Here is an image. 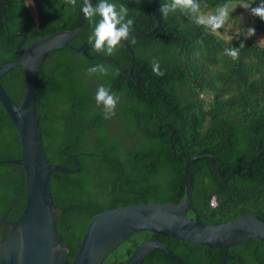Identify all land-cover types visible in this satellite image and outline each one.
<instances>
[{
  "label": "trees",
  "instance_id": "1",
  "mask_svg": "<svg viewBox=\"0 0 264 264\" xmlns=\"http://www.w3.org/2000/svg\"><path fill=\"white\" fill-rule=\"evenodd\" d=\"M241 0H199L201 10L217 9L226 2ZM37 5L33 18L25 0H0V65L15 58L17 45L49 33L76 26L82 0L75 7L63 0H31ZM97 0L92 3L95 5ZM128 7L134 20L132 32L146 33L155 22L150 0H112ZM164 0H157L160 8ZM260 0L251 5L256 7ZM98 19V18H97ZM256 33L264 32V21L253 16ZM93 30L86 19L69 44L87 45L80 50L61 47L47 52L35 76L34 111L40 141L49 163L74 168L68 156L78 151L79 168L74 173L50 171L49 191L60 206L55 220L61 244L68 246L65 257L73 256L88 219L95 213L139 202H178L184 198L182 164L186 157L209 153L187 165L191 182L185 214L197 215L203 224L250 214L264 221V44L243 31L230 37L197 26L183 13L163 17L158 31L145 38L122 42L113 56L90 52L88 36ZM220 30V29H219ZM218 30V31H219ZM134 40V42H133ZM241 42L244 47L240 48ZM239 48V59L225 54L226 48ZM156 59L164 76L153 73ZM97 64L109 68L106 75H89ZM120 75L115 76L113 69ZM48 80L42 91L39 74ZM104 85L119 96L115 115L104 119L102 108L88 106L91 92L87 84ZM0 85L19 104L25 81L20 66L0 76ZM42 95L47 109H38ZM5 122L13 132L12 138ZM14 140L15 148H13ZM6 145H10L6 149ZM260 150V152H258ZM19 156L16 130L0 105V161ZM25 198L22 166L0 162V215L13 221ZM0 228V237L2 236ZM155 239L167 245L184 264H219L221 248L201 245L138 231L120 242L103 259L119 263L135 244ZM139 264H178L153 248ZM225 264H264V242L249 238L227 247Z\"/></svg>",
  "mask_w": 264,
  "mask_h": 264
},
{
  "label": "water",
  "instance_id": "2",
  "mask_svg": "<svg viewBox=\"0 0 264 264\" xmlns=\"http://www.w3.org/2000/svg\"><path fill=\"white\" fill-rule=\"evenodd\" d=\"M93 2L94 0H90V3ZM150 14L155 22L152 29L146 33L132 32L130 36L145 38L160 29L161 11L157 0H150ZM84 20L83 13L79 11L75 27L49 33L23 45L24 34L14 33L15 36L21 35L16 56L0 65V76L13 67L20 66L25 81L19 104L14 103L0 85V105L13 124L19 142V156L0 162L19 163L25 186L24 204L18 217L13 221H6L4 217L7 209L0 215V228L3 231L0 237V264H107L102 261L109 252L130 234L144 230L175 240L218 246L221 248L219 264H225L226 249L229 246L242 244L249 238L264 242V221L254 215L240 214L229 220L203 224L197 215L190 218L185 214L186 210H192L189 204L191 182L187 170L190 161L206 157L211 170L219 178L228 177L236 169L220 175L218 169L212 166L213 154L199 153L186 157L182 164L184 198L181 201L132 203L93 214L83 229L73 256L70 260L66 259L68 246L61 244V238L55 229L60 206L51 199L49 174L50 171L76 172L79 168L77 156L89 153L78 151L68 154L74 162V168L47 161L34 111L35 76L47 52L61 47L77 51L87 47H73L69 44L80 32ZM122 44L130 55L126 76L138 79V76L131 73L133 52L125 41ZM153 248L178 264H184L166 244L155 239L135 244L125 260L108 264H139Z\"/></svg>",
  "mask_w": 264,
  "mask_h": 264
},
{
  "label": "clouds",
  "instance_id": "3",
  "mask_svg": "<svg viewBox=\"0 0 264 264\" xmlns=\"http://www.w3.org/2000/svg\"><path fill=\"white\" fill-rule=\"evenodd\" d=\"M255 0H241L240 6L249 10L253 16L264 21V0H260L256 7L251 5ZM64 5L75 7L77 0H63ZM80 11L84 18L93 25V30L88 36L91 45L90 52L113 56L118 51L122 41H127L133 30L134 20L128 18V7L124 4L117 5L112 0H97L95 5L90 0H82ZM163 17L170 14L183 13L189 17L197 26H204L212 33H217L229 21L230 12L228 6L220 5L214 13L202 14L199 0H164L160 5ZM98 18V19H97ZM255 28H247L246 37L255 35ZM134 42V40H133ZM244 47L241 42L240 48ZM225 54L233 60L239 59V48H226ZM152 71L157 76H164L160 69V63L156 59L150 61ZM115 76H119L118 68L113 69ZM89 75L103 74L109 72V68L103 64H97L87 69ZM119 96L111 92L104 85L98 87L95 95L97 107L102 108L104 119H110L115 115V109L119 102Z\"/></svg>",
  "mask_w": 264,
  "mask_h": 264
},
{
  "label": "rangeland",
  "instance_id": "4",
  "mask_svg": "<svg viewBox=\"0 0 264 264\" xmlns=\"http://www.w3.org/2000/svg\"><path fill=\"white\" fill-rule=\"evenodd\" d=\"M25 2L33 18H36L37 15L34 12V7L31 0H25ZM240 3H236L235 1H229L225 3L229 8L230 18L229 21L225 24V26L218 31V34L220 36L230 37L233 36L234 34H237L240 31H243V35L246 37L247 28L252 27L251 22L253 15L250 13L249 10H246L243 7H241ZM216 11L217 9H213V10L205 9L204 11L201 10V13L208 14V13H214ZM254 39L257 44L263 45L264 32L262 33L255 32Z\"/></svg>",
  "mask_w": 264,
  "mask_h": 264
},
{
  "label": "flooded vegetation",
  "instance_id": "5",
  "mask_svg": "<svg viewBox=\"0 0 264 264\" xmlns=\"http://www.w3.org/2000/svg\"><path fill=\"white\" fill-rule=\"evenodd\" d=\"M32 4H33V7H34V12L37 15V11L36 10H37V6H39V5H37L36 3H32ZM38 74H39L38 88H39L40 91H42L44 86H45V84H46V82H47V80H48V77L45 74L41 73V72L38 73ZM87 86L89 87L90 92H91V96L88 99L87 104H88V106L96 108L97 105H96V102H95V95H96V91L98 89V85L97 84H92L91 85V84L88 83ZM46 105H47L46 100L41 95L39 97V99H38V109L41 110V111L42 110L45 111L47 109ZM5 124H6L7 128L9 129V134H10V137L12 138L13 132H12L11 128H10V126H9V124L7 122H5ZM10 142H13V148H15L14 140H12ZM9 148H10V145H6V149H9Z\"/></svg>",
  "mask_w": 264,
  "mask_h": 264
}]
</instances>
